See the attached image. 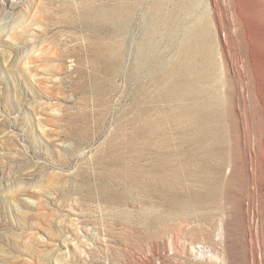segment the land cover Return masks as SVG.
<instances>
[{"label": "rangeland", "instance_id": "obj_1", "mask_svg": "<svg viewBox=\"0 0 264 264\" xmlns=\"http://www.w3.org/2000/svg\"><path fill=\"white\" fill-rule=\"evenodd\" d=\"M193 43L198 143L162 80ZM160 157L220 180L182 230ZM0 264H264V0H0Z\"/></svg>", "mask_w": 264, "mask_h": 264}, {"label": "bare ground", "instance_id": "obj_2", "mask_svg": "<svg viewBox=\"0 0 264 264\" xmlns=\"http://www.w3.org/2000/svg\"><path fill=\"white\" fill-rule=\"evenodd\" d=\"M196 43H193L187 50L185 60L175 70L172 75L165 74L162 77L163 83L169 88L170 99L180 102L182 112L192 121V129L197 132L194 140L198 143L206 138L214 139L216 136L215 127L209 113L199 112L197 79H191L197 58L194 54ZM161 83V79H157ZM186 102V103H182ZM192 104L191 107L188 105ZM211 105L207 104L209 112ZM204 167H200L201 161ZM208 158H180V161L166 157H160L150 161L145 168L139 172L137 184L143 191L142 193L154 203L149 205L153 213H149L148 221L151 232L157 231L164 225L165 231H173L174 228H166L167 223L174 217L179 219V224L175 227L181 230L188 224L195 222L198 214L192 209H205L213 199L218 196L220 180H214L206 167ZM201 164V163H200ZM209 164V163H208ZM196 168V171L195 169ZM198 168V169H197ZM199 174H202L201 179ZM194 175H197L194 180ZM183 176L190 178L191 184L183 183ZM196 181V183H195ZM195 183V184H194ZM166 202L173 208L171 213L158 212L157 204ZM157 226V227H156ZM158 233L159 230H158ZM177 237V236H175ZM177 240L178 237L176 238Z\"/></svg>", "mask_w": 264, "mask_h": 264}]
</instances>
